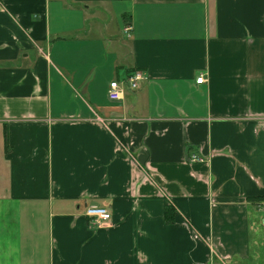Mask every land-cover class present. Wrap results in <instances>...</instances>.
Returning a JSON list of instances; mask_svg holds the SVG:
<instances>
[{
	"label": "crops",
	"instance_id": "obj_1",
	"mask_svg": "<svg viewBox=\"0 0 264 264\" xmlns=\"http://www.w3.org/2000/svg\"><path fill=\"white\" fill-rule=\"evenodd\" d=\"M263 198L264 0H0V264H264Z\"/></svg>",
	"mask_w": 264,
	"mask_h": 264
},
{
	"label": "built area",
	"instance_id": "obj_2",
	"mask_svg": "<svg viewBox=\"0 0 264 264\" xmlns=\"http://www.w3.org/2000/svg\"><path fill=\"white\" fill-rule=\"evenodd\" d=\"M143 79L144 77L141 72H134L128 77L127 82L132 90H137ZM204 83H205V77L204 75H200L196 80V84L202 85ZM124 93H125V88L120 83L113 82L110 84L109 87L108 99L111 102H120L124 97ZM190 162L202 163L204 162V159L193 155L192 158H190ZM261 204L264 209V202ZM86 215L92 218H98L101 222H110L111 220V215L109 213L97 207L88 208L86 210Z\"/></svg>",
	"mask_w": 264,
	"mask_h": 264
},
{
	"label": "rangeland",
	"instance_id": "obj_3",
	"mask_svg": "<svg viewBox=\"0 0 264 264\" xmlns=\"http://www.w3.org/2000/svg\"><path fill=\"white\" fill-rule=\"evenodd\" d=\"M109 101H110V100H109ZM109 101H108V103H110V102H111V101H110V102H109ZM111 104H113V103H111Z\"/></svg>",
	"mask_w": 264,
	"mask_h": 264
},
{
	"label": "trees",
	"instance_id": "obj_4",
	"mask_svg": "<svg viewBox=\"0 0 264 264\" xmlns=\"http://www.w3.org/2000/svg\"><path fill=\"white\" fill-rule=\"evenodd\" d=\"M263 200H264V198H263Z\"/></svg>",
	"mask_w": 264,
	"mask_h": 264
}]
</instances>
